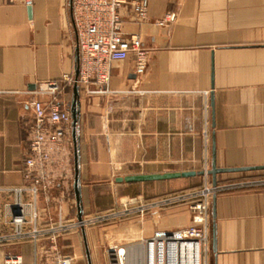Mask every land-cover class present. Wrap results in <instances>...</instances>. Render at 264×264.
Here are the masks:
<instances>
[{
	"label": "crops",
	"instance_id": "obj_1",
	"mask_svg": "<svg viewBox=\"0 0 264 264\" xmlns=\"http://www.w3.org/2000/svg\"><path fill=\"white\" fill-rule=\"evenodd\" d=\"M148 3L145 22L130 6L121 10L124 33L137 35L148 51L145 70L138 71L132 54L113 64L105 92L80 88L85 219L212 184L211 176L131 184L117 179L209 171L214 146L218 168L264 166V0ZM168 17L165 26L158 24ZM78 50L71 0H34L32 7L0 0V264L9 253L26 264H56L65 255L89 264L82 229L56 242L50 235L61 222L78 221L72 126L54 151L53 184L36 198L37 227L45 235L18 239L12 223L16 205L33 200L25 176L32 104L56 98L71 113L73 86L63 78L76 76ZM260 180L264 171L218 176L220 186ZM191 220L186 207H175L87 227L92 264H110L108 250L115 245L187 228ZM214 223L211 264H264V186L219 192ZM33 228L31 222L23 230Z\"/></svg>",
	"mask_w": 264,
	"mask_h": 264
},
{
	"label": "built area",
	"instance_id": "obj_2",
	"mask_svg": "<svg viewBox=\"0 0 264 264\" xmlns=\"http://www.w3.org/2000/svg\"><path fill=\"white\" fill-rule=\"evenodd\" d=\"M2 1L11 4L22 3L27 7H32L34 3V0ZM127 6H130L131 12L139 22L147 20L148 0L132 2L129 0H73L72 10L79 36L80 64L78 81L71 75L64 76L63 82L68 86H74L77 82L80 88L85 90L91 86H98V91L105 92L111 81L113 64L127 60L132 54L137 58L138 71L145 70L148 51L137 35L127 36L124 33L121 10ZM171 20V17H168L158 24L165 26ZM51 87L54 93L59 90L58 84H51ZM32 106L35 122L32 126L30 148L25 162V176L32 183L29 191L33 200L16 205L12 214V223L19 228L16 238L38 240L46 232L37 227L40 213L37 210L36 198L41 191H46L53 184L50 170L54 166V151L59 150L70 130L72 116L69 111L61 109L56 98L47 103L35 101ZM256 186H264V180L227 186L218 184L216 187L207 182L202 188L125 206L109 213L96 215L92 219L84 218L82 222H61L59 226L51 229L50 235L56 242L61 235L82 228L105 226L136 215L145 216L156 211L186 207L191 213V226L178 230H158L150 238L140 242L125 246L115 245L108 250L109 262L110 264H211L214 196L225 189ZM12 191L22 194L24 190ZM28 209H32V212L29 213ZM31 222L34 223V228L28 232L24 231L23 228ZM1 241L0 236V243ZM55 262L56 264H75V257L58 256ZM3 264H26V262L22 256L9 253L5 256Z\"/></svg>",
	"mask_w": 264,
	"mask_h": 264
},
{
	"label": "water",
	"instance_id": "obj_3",
	"mask_svg": "<svg viewBox=\"0 0 264 264\" xmlns=\"http://www.w3.org/2000/svg\"><path fill=\"white\" fill-rule=\"evenodd\" d=\"M73 0H71L72 6ZM76 81L79 79V64H80V50H78V55L76 58ZM73 100L71 105V116H72V138L74 143V170H75V180H74V192L75 198L78 208V221L82 222L84 219V208H83V197H82V183H81V155H80V138H79V130H80V121H81V100H80V86L76 82L73 86ZM251 171H264V166L262 167H249V168H234V169H223L217 167L216 160V148L213 147V161L211 169L207 172H183V173H166V174H154V175H136V176H128L124 178H118V183H143V182H155V181H165V180H174V179H182V178H190L195 176H211L212 177V185L216 187L218 185V176L221 174H229V173H240V172H251ZM216 198L214 196L212 213L213 218H216ZM82 232L84 235L85 247L87 258L89 264H92L91 253L87 241L86 229L82 228ZM213 246L214 251L216 250V225L214 223L213 226Z\"/></svg>",
	"mask_w": 264,
	"mask_h": 264
},
{
	"label": "rangeland",
	"instance_id": "obj_4",
	"mask_svg": "<svg viewBox=\"0 0 264 264\" xmlns=\"http://www.w3.org/2000/svg\"><path fill=\"white\" fill-rule=\"evenodd\" d=\"M203 186H204V185H203ZM203 186H202V187H203ZM202 187H200V188H202ZM122 221H123V220H122Z\"/></svg>",
	"mask_w": 264,
	"mask_h": 264
}]
</instances>
